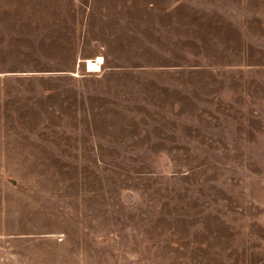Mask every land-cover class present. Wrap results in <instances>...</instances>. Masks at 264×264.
<instances>
[{"label": "rangeland", "instance_id": "obj_1", "mask_svg": "<svg viewBox=\"0 0 264 264\" xmlns=\"http://www.w3.org/2000/svg\"><path fill=\"white\" fill-rule=\"evenodd\" d=\"M0 264H264V0H0Z\"/></svg>", "mask_w": 264, "mask_h": 264}, {"label": "bare ground", "instance_id": "obj_2", "mask_svg": "<svg viewBox=\"0 0 264 264\" xmlns=\"http://www.w3.org/2000/svg\"><path fill=\"white\" fill-rule=\"evenodd\" d=\"M103 60L101 57H97L94 60H86V67L88 71H97L100 68Z\"/></svg>", "mask_w": 264, "mask_h": 264}]
</instances>
